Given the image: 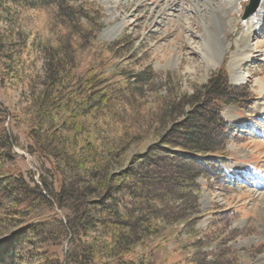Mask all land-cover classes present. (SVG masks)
Listing matches in <instances>:
<instances>
[{
    "label": "trees",
    "instance_id": "1",
    "mask_svg": "<svg viewBox=\"0 0 264 264\" xmlns=\"http://www.w3.org/2000/svg\"><path fill=\"white\" fill-rule=\"evenodd\" d=\"M78 1L0 0V89L30 84L12 121L31 140L29 154L46 162L58 182L54 189L41 171L30 184L20 172L6 169L16 153L4 126L11 113L0 103V220L15 228L0 239V264H14V237L30 226L29 235L21 240L16 236L23 249L36 231L56 239L44 229L40 207L50 208L63 223L66 263L79 257L83 264H138L139 259V264H184L185 247L173 238L174 226H195L193 196H199L202 186L198 178L215 175L213 170L222 165L219 152L225 149L230 126L221 111L233 105L239 89L219 69L191 94L170 96L168 105L179 115L160 110V115H147L153 110L141 123L123 124L117 111H123L124 101L108 88L123 75L104 70L112 64V44L97 40L91 28L88 39L80 41L70 32L57 36L51 26L56 36L50 41L34 27L44 11L64 9L69 20L87 29L96 9L89 0L76 6ZM38 51L44 52L41 75L33 68L32 56ZM154 118L156 139L138 153L135 149L151 135L143 124L148 120L149 126ZM73 236L78 252L71 249Z\"/></svg>",
    "mask_w": 264,
    "mask_h": 264
},
{
    "label": "rangeland",
    "instance_id": "2",
    "mask_svg": "<svg viewBox=\"0 0 264 264\" xmlns=\"http://www.w3.org/2000/svg\"><path fill=\"white\" fill-rule=\"evenodd\" d=\"M83 1H78L76 6ZM89 1L96 13L89 16L92 24L87 29H81L82 22L69 20L64 9L55 13L44 11L39 17L41 21L35 19L33 24L39 35L42 31L50 41L56 35L69 32L84 41L96 31L97 40L112 44V64L105 65L104 70L123 75L108 87L124 101L123 111H117L118 120L123 124L141 123L147 111L153 110L156 112L147 115H160L159 110L167 116L179 115L174 106L168 105L170 96L191 94L219 69L226 72L230 85L239 89L233 105H226L221 111L230 126L225 149L219 152L222 165L213 170L215 175L198 178L202 186L199 196H193L198 211L195 226L193 222L175 225L173 238L185 247L184 264H264V0H259L248 16L244 14L250 0H169L175 5L172 10L164 9L167 0ZM249 25L254 33L248 29ZM64 26H67L66 32L62 30ZM247 33H250L246 47L248 58L234 65ZM205 43L210 46L209 50ZM34 53V72L41 75L44 52ZM142 75L144 78L140 79ZM29 85L17 82L0 89V103L11 113V120L8 116L4 126L11 132L12 151L16 153L5 167H12L13 173L20 172L30 184H33L30 179L37 182L43 172L46 181L56 189L58 182L51 176L49 165L37 155L29 154L31 140L21 124L12 121L16 105H23ZM176 118L181 121L183 116ZM148 124L147 120L143 127L151 135L135 149L138 153L156 139L155 118ZM38 209L43 211L39 219L45 220L44 229L56 235V239L50 241L36 231L30 246L23 249L25 244L19 241L22 235H29L32 226L22 235L18 233L20 240L14 237L17 244L12 258L14 264H83L79 257L76 262L66 263L65 241L61 240L67 238V235L63 237V223L53 218L50 208ZM60 218L64 220L63 216ZM14 229L0 220V239ZM74 238L71 249L77 251Z\"/></svg>",
    "mask_w": 264,
    "mask_h": 264
},
{
    "label": "bare ground",
    "instance_id": "3",
    "mask_svg": "<svg viewBox=\"0 0 264 264\" xmlns=\"http://www.w3.org/2000/svg\"><path fill=\"white\" fill-rule=\"evenodd\" d=\"M168 1V5L166 6V8H164V9H173V7L175 6V5H171V3L172 2H169V0H167ZM179 1H177V3H178ZM186 3H187V6H189V7H191L189 4H188V2L186 1ZM199 6V5H198ZM203 6V5H202ZM201 6V7H202ZM216 10V9H215ZM257 12H259V11H257ZM228 13V12H227ZM254 16V15H253ZM250 19V18H249ZM251 20V19H250ZM254 20V19H253ZM218 22H219V20H218ZM251 25V24H250ZM250 25H249V30H250ZM184 26H186V25H184ZM264 26V25H263ZM248 27V26H247ZM251 32H253L254 33V29L253 30H250ZM210 38H211V40H213V41H216V40H214V38L210 35ZM249 38H250V33H247V36H244V38H243V45H242V51L241 50H239L240 52H239V56H237L236 58H235V60H234V65L236 64V65H238V64H240V63H243V62H245L246 60L245 59H247L248 58V52H247V50H246V47H247V40H249ZM205 46L208 48V50L210 49V46L208 45V44H206L205 43ZM217 49V48H216ZM215 51V50H214ZM195 52V51H194ZM237 59V60H236ZM239 81H241V80H239ZM263 89H264V85H263ZM261 107V106H260Z\"/></svg>",
    "mask_w": 264,
    "mask_h": 264
},
{
    "label": "water",
    "instance_id": "4",
    "mask_svg": "<svg viewBox=\"0 0 264 264\" xmlns=\"http://www.w3.org/2000/svg\"><path fill=\"white\" fill-rule=\"evenodd\" d=\"M259 0H250L249 5L245 8V16H248L257 6Z\"/></svg>",
    "mask_w": 264,
    "mask_h": 264
}]
</instances>
